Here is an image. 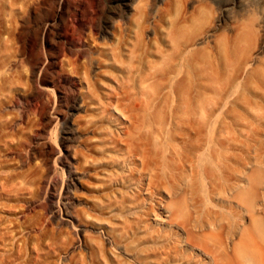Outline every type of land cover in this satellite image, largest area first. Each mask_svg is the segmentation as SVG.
<instances>
[{
  "label": "rangeland",
  "instance_id": "1",
  "mask_svg": "<svg viewBox=\"0 0 264 264\" xmlns=\"http://www.w3.org/2000/svg\"><path fill=\"white\" fill-rule=\"evenodd\" d=\"M97 2L82 0L80 21L74 27L66 25L59 29L62 36L60 48H56L60 50L58 57L64 59L63 73L66 77L77 82L80 92L76 93V97L82 105L78 112L73 111L68 115L69 125L74 129L80 123L88 127L76 132V139L68 143L67 148L62 144L63 118L54 111L58 105V92L42 83L40 69L35 76L32 74V62L29 60L32 51L40 49L46 55L55 50L50 44L53 37L45 36L39 29V26L44 27L49 13L42 9L33 15L27 32L24 31V35L18 39L13 36L11 45L5 46L2 40L7 35L2 32L3 19H6L4 13L8 6L0 7V116L3 114L5 120H0V155L6 150L5 143L30 145L37 147L36 152L40 153V150L43 155H50L49 180L45 181L42 198L50 209H54L53 226L63 232V243L64 239H69V243L64 247L61 236L57 238L59 241L55 239L58 243L54 246L61 243L58 246L60 255L57 259L48 260L57 261V264H80L69 255L74 251L75 255L82 253V258L89 261L90 252L85 238L92 236L107 242L106 250L109 253L121 255L127 261L130 255L137 253L157 261L156 255L161 257L167 246H170L171 252L163 264H206L209 258L199 245L205 241L201 236L209 231L211 235H222L229 245L233 242L238 246L248 243L250 250L255 249L264 257V238L253 227L237 195L242 188L244 190L247 187L252 170L256 168L252 160L256 155L260 156L259 153L263 155V148L260 150V146H256L259 143L248 141L246 123L237 125L231 119L234 118L231 102L238 91H247L246 83L243 82L247 81L246 71L241 72L245 74L243 77L240 73L233 75L230 58L235 61L240 54L226 43L228 38L234 37L235 18L245 11H249L248 18H255V26H258L255 27L256 33L259 30L257 35L264 38V0H134L132 7L120 14L123 17L120 22L123 29L119 40L108 38L109 44L122 42L121 53L126 63L123 79L106 70L92 74L91 78L83 75V65L87 62L84 50L90 45L95 33L92 16L100 11ZM62 4L63 0H58L56 9H60ZM104 4L108 9L115 5L114 0H104ZM74 5L75 2L70 0L69 14ZM216 17H220L217 24L214 23ZM182 21L192 31L200 30L202 35L210 30L195 49L208 54L209 64L205 68L213 61L219 73L215 92H220V99L209 95L205 103L190 115H186L184 107L175 101L173 84L180 76L176 79L168 77L170 59L173 57L171 36L174 26ZM36 27L39 36L35 38L33 34ZM246 46L249 47L248 41ZM257 53L258 57H264V50ZM7 61L13 63L10 72L7 71ZM151 65L158 79L157 83L155 81L157 118L152 155L144 144L139 151L132 146L128 150L129 145L100 149L103 138L98 140L102 135L123 137L131 122H135L143 111L144 97L141 93H145ZM181 71L180 66L178 72ZM236 77L241 78L240 82ZM243 83L245 88L239 89ZM48 97L52 102L49 107L52 121L46 140L52 143L53 149H44L41 144L44 138H37L36 135L42 121L39 103ZM97 131H102V135ZM139 131L144 132L145 129L140 128ZM10 139H16V142L12 143ZM90 140L92 144L88 143ZM87 143L91 148L99 146L97 149L96 146L93 149L89 147V159L91 157L90 160H94L93 163L89 161L90 164L82 156H75L77 149L87 152ZM67 154L70 155L68 158L65 156ZM23 155L28 164L20 172L39 169L41 159L32 157L29 149ZM9 171L3 169L0 173L6 175ZM74 176L79 181H74L75 188L70 185L67 191L65 186ZM123 196L130 202H124ZM65 211L77 217V220L68 221V217L63 215ZM84 212L91 215L88 217L90 220L78 216ZM0 215L12 217L4 212H0ZM125 221L128 222L126 225ZM108 223H113L115 227L119 224L121 227H134L130 233L132 244L130 247L128 245L129 250L126 251L129 256L123 253L124 245H114L109 241ZM178 223L183 224L184 229ZM214 228L219 229L212 231ZM247 228L256 238L252 237V244L248 235L243 239ZM191 232L195 237L191 236Z\"/></svg>",
  "mask_w": 264,
  "mask_h": 264
},
{
  "label": "bare ground",
  "instance_id": "2",
  "mask_svg": "<svg viewBox=\"0 0 264 264\" xmlns=\"http://www.w3.org/2000/svg\"><path fill=\"white\" fill-rule=\"evenodd\" d=\"M57 1L58 0H0V7L1 5L4 7L8 6L7 11L4 13L5 15L3 14L6 16V19H3L4 25L2 32V34L7 35V37L2 41L5 46L8 44L11 45L10 43L12 42L13 36L14 38L16 37L15 39H18V37L22 36L24 31L27 32L26 29L29 28L30 20L33 15L38 14L42 9L49 13L44 27L39 26V29L43 31L45 36L53 37L50 44L55 50L53 52L49 51L46 55H43L40 49L39 51H32L29 54V60L32 62L30 63L32 66V74L35 76L36 71L40 69L42 73V76H40L42 83L46 86L53 87L54 89L52 90L58 92V105L54 111L58 117L63 118L64 124H62L64 125V131H62V144L67 148L68 143L71 141L74 142L73 139H76L74 137L75 133L83 131L88 127L86 124L80 123L77 125L76 129H74L69 125L70 121L68 120V115L73 111L78 112L79 108L82 106L80 101H78V97H76V93L78 91L80 92V90L78 89L77 82L70 81L63 73L65 66L64 59H59L58 53L60 50L58 51L56 48H58L61 43L60 37L62 35L59 29L66 25L74 27L76 26L75 24L80 21L82 0H72L75 2V5L71 14L68 12L70 0H63L61 8L58 10L55 6ZM97 1L100 11L92 16L95 33L91 38L92 41L90 45L84 50V58L87 62L85 66L83 65V75L84 77H90L92 74L98 73V71L101 73L106 70L107 73L110 72V74H112L113 72L117 78L123 79L126 63L121 53L122 42H113L109 44L108 38L114 37L115 41L119 40L123 29V25L120 24L123 17L120 14H122L125 9L132 7L134 0H114L115 5L110 9L106 7L107 5L104 4V0ZM248 14L249 11H245L239 17L235 18L236 22L234 23H236V26L234 27V37L228 38L226 41V43L231 44L240 54L235 61L229 57L231 61L230 66L234 70L233 75L240 73V75H242L241 77H243L245 74L243 75L241 72L246 71L245 80L247 81H243L246 83V88L244 83L242 86L239 85V89L244 86L247 91L245 92L244 89H241L243 91H240V93L238 91L235 100L231 102V107H233L232 112L234 114V118L232 117L231 119H233L234 124L237 125L246 123L247 132L249 133L248 141H252L254 144L259 143V145L256 146H260L258 147L260 150L261 147L263 148V151L261 150L263 155L259 153L260 150H258L257 153H259L260 156L256 155L252 160L256 168L252 170V175L248 180L247 187L244 188V190L242 188L237 195L241 202V207L249 217L253 227L259 233L260 237L264 238V57H258L257 53L260 50H264V38L261 39L260 37L262 36L257 35L259 30L257 28L258 31L256 33L255 27L258 26H255V24H257L254 21L255 18H248ZM1 15L2 14H0V16ZM116 17H118V20H115ZM214 20V23L217 24L220 22V17H216ZM253 21L254 24H252ZM37 28L38 27H36L35 31L33 30V37L35 38L39 36V29ZM189 29L185 21L174 26V31L171 36L173 57L170 59L168 71V77L171 79L180 76L174 82L173 86L175 88H173V90L176 95V103L184 107L183 110L186 115H190L203 105L209 95H212L213 98L218 97L220 99L218 95L220 92H215L216 86L219 83L218 66L211 61V65L205 68L209 64V61H207L208 54L204 51L199 53L195 49L198 43L205 40L210 30L204 32L202 35L200 30L192 31L190 29L189 31ZM54 37L58 39L54 40ZM100 41H102V43H100ZM247 41L249 47L246 46ZM243 44L245 46H243ZM243 47L246 48L244 49ZM33 57L35 61L34 59L31 60ZM180 66L182 67V71L178 72ZM153 67V65L149 67L148 83L146 84L145 93H141L142 97H144L143 111L138 114L135 122H131L130 127L125 130V135L123 137L114 136L110 138L109 134L102 135V131H97L102 135V137H100L101 139L99 138L100 140L98 141H101L103 138L99 145L100 149L101 147L105 149L107 146L118 148L120 145L125 147L129 145L128 150H130V146H132L135 150L139 151L142 147L141 145L144 144L145 147L148 148L150 155H152L155 144V126L157 118L155 88L158 80L156 79ZM12 68V61H7V71H12ZM85 79L86 78H84V80ZM238 79L237 81L240 82L241 78ZM49 97L46 100H44L45 98L42 99L39 103L41 104L42 121L39 132L37 134L35 133L37 138H44V141H41L44 149L49 147L53 149L52 143L50 144V142L46 140L49 126L52 121H50L49 117V107L52 104ZM81 99L86 100L85 97H81ZM2 116L3 114L0 116V120L3 119ZM5 126H8V122L5 123ZM100 127L98 128L100 129ZM140 128H144L145 131H139ZM105 139L107 142H104ZM13 141L16 142V139ZM88 143H91V140ZM88 143L85 146L87 152L85 153L77 149L75 150V156H82L84 161L90 164L89 161H91V157L89 159L88 152L95 148L96 145L91 148V145ZM38 144L39 143H37V145ZM99 146H96V149ZM4 147H6V150L2 156L0 155V170L9 169L10 171L9 173L7 172L8 174L6 175L0 173V200L5 201L4 203L0 202V212L7 213L12 217L6 218L0 215V264H57L56 260V262H54L48 259H57V256L60 255L58 246H61V243L60 245L58 244V246H54V244L56 245L58 243L59 239L57 238L60 237L63 232L53 226L52 214L54 213V209H50L47 201L42 198L45 181L49 180L50 155L47 153V155H43L40 150H38L40 152L38 153L36 152L37 147H30V145H13L5 143ZM27 149H29L32 157L41 159V165L39 169L35 168L34 171L31 170L28 173L25 171L20 172V169L28 164L27 158L23 155V152L27 151ZM255 150H257V148ZM65 156L68 158L70 155L67 154ZM91 162L93 163L94 160ZM29 166L31 165L29 164ZM74 181L78 182L79 178L75 176L70 178V181L65 186L67 191L70 185L75 184ZM108 199L110 200V198ZM122 199L124 202H130L127 197L124 198L123 196ZM87 212L78 216L82 219H84V217L88 218L91 215ZM63 215L68 217L66 219L70 222H72V220H77V217L75 218L69 212L65 211ZM127 221H125L124 225L128 223ZM179 224L180 223H178V226L184 229L183 224ZM109 225L110 223L107 224V226ZM115 226L112 223L109 227V241L114 245H124L123 253L126 255V251L128 252L129 250L128 245L130 247L132 244L133 237L130 236V233L134 227H121L120 224L119 226L117 225V227L120 228ZM218 229L219 228H214L212 231H218ZM188 234L190 235V233ZM246 235L249 236V241L252 244V237L254 236L251 235L248 228L244 231L243 239H245ZM191 236L195 237L193 232H191ZM201 237H204L205 241L199 246L202 248L206 257L209 258L206 264H264V257L257 250H250L251 248L248 243L242 246L239 245L241 247V249H239L240 247L238 244L236 245L233 242L229 245L222 235H211V231L203 234ZM61 238L62 240H60L63 243L64 237L61 236ZM55 239L58 240L57 243ZM254 239L256 238L254 237ZM68 243L69 239H64V247H66ZM85 243L87 244L86 246L89 247V261L88 259L82 258V253L78 256L75 255L74 251L69 253L72 260L78 261L80 264H163V260L167 259V256L171 252L170 246H167V249L161 254V257L156 255V260L159 262L149 260L140 256L138 253L130 256L127 254L130 257L127 261L124 260L121 255H116L112 252L109 253V251L106 250V245L108 243L96 237L89 236L85 238ZM239 250H241V252Z\"/></svg>",
  "mask_w": 264,
  "mask_h": 264
}]
</instances>
